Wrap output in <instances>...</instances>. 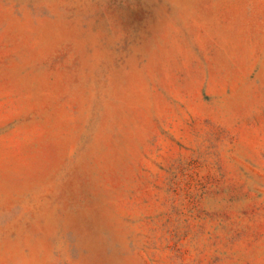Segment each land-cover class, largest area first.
I'll use <instances>...</instances> for the list:
<instances>
[{"label":"rangeland","instance_id":"obj_1","mask_svg":"<svg viewBox=\"0 0 264 264\" xmlns=\"http://www.w3.org/2000/svg\"><path fill=\"white\" fill-rule=\"evenodd\" d=\"M0 264H264V0H0Z\"/></svg>","mask_w":264,"mask_h":264}]
</instances>
